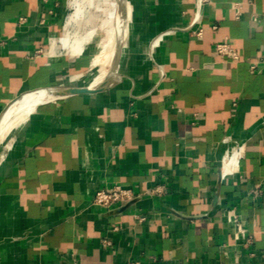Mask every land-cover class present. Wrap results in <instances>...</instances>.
Returning a JSON list of instances; mask_svg holds the SVG:
<instances>
[{"label": "crops", "instance_id": "obj_1", "mask_svg": "<svg viewBox=\"0 0 264 264\" xmlns=\"http://www.w3.org/2000/svg\"><path fill=\"white\" fill-rule=\"evenodd\" d=\"M75 1L0 0V117L40 89L103 87L96 42H64L91 30L82 4L69 24ZM126 4L122 75L0 143V264H264V0H209L201 37L197 0ZM114 184L140 198L92 204Z\"/></svg>", "mask_w": 264, "mask_h": 264}, {"label": "bare ground", "instance_id": "obj_2", "mask_svg": "<svg viewBox=\"0 0 264 264\" xmlns=\"http://www.w3.org/2000/svg\"><path fill=\"white\" fill-rule=\"evenodd\" d=\"M118 2L120 3V12L118 13V15H116V13L112 14L110 16V20H108L107 23H104L102 25V26H105V28L106 27L109 28L111 30V33L109 35L107 48L102 50V51H99V53H98V58L96 59L97 60V67H96L97 69H96L95 75L93 76V78L89 82L88 86H91V87L106 86V84L110 83L111 81L117 80L122 75L123 64H124V61L126 58V49H127L124 34H123L124 33V30H123V23H124L123 13L126 14L127 4H126V2H124V0H118ZM75 6L77 7V11L74 12V14L70 17V19L68 21L69 24H71V25H73V24L76 25L78 23L79 12H80V10H82L81 2L79 0H77L75 2ZM118 8H119V5H118ZM94 33H95L94 28L91 30H88L84 33H81L80 36L75 40V42L72 46V49H75L74 52L82 51V49H84V47H85V44L89 40L93 39ZM118 34H119V40H118V44H117V41L115 43L114 40H117L116 36ZM111 84H113V83H111ZM108 85H110V84H108ZM90 89H97V88H90ZM58 90L59 89H51V90L45 91V89H43V90H39V91H35V92H30V93H27L26 95H24L22 97L23 99L21 98V100L20 101L18 100L19 102L17 101L16 103L18 105H20L23 110L26 111V114H29L39 104L46 103L49 101H57L58 99L63 97L57 93V92H60ZM16 103H14V104H16ZM16 114H18V113H16ZM5 116H6V114L4 115V117ZM4 117L2 118L0 125L2 124ZM16 123H17V121H16ZM16 123L13 122L11 124L4 126L2 129H0V133L3 136V138L1 139L2 141L14 132V127L16 126ZM3 146H4V144H3ZM237 160H238V154H236V155L234 154L233 158H231V159H225L224 160V166H225L226 171H228V170L230 171V169H231L230 167H232V164L237 163Z\"/></svg>", "mask_w": 264, "mask_h": 264}, {"label": "rangeland", "instance_id": "obj_3", "mask_svg": "<svg viewBox=\"0 0 264 264\" xmlns=\"http://www.w3.org/2000/svg\"><path fill=\"white\" fill-rule=\"evenodd\" d=\"M79 1L81 2L82 6L85 8V13L87 14V17H88V21L87 22H88L89 27L91 29H93V28L95 29V33H94L93 39L89 40L88 42H90L92 40L95 41L96 42V52L99 53V51H102V50L107 48L109 35L111 33V30L109 28H107V27L105 28V26H102V25L104 23H107L108 20H110V16L112 14L116 13V15H118V13L120 12V6H119V8H117V0H79ZM75 2H74V7H75ZM126 13H127V11H126ZM126 15L127 14L123 13V16H124V23H123L124 33H125V27H126ZM79 36H80V34L70 33L68 31L64 42H65L66 45H69L72 48L75 40ZM116 39L117 40H114V41H115V43L117 41V44H118L119 34L116 36ZM76 52H80V51H76ZM95 56L96 55H94V58H95ZM97 58H98V54H97L96 59ZM96 59L93 62V67H94V70L92 71L93 76L95 75V72H96V69H97L96 68L97 67V60ZM115 81L116 80L111 81L108 84H111V83H113ZM108 84H106V85H108ZM33 112H31V113H33ZM16 113H18V114H16ZM29 115L26 114V111L23 110L20 105L14 104V106L12 108H10V110L7 113L6 117L3 119V122L0 125V129H2L4 126H6L8 124H11L13 122L14 123H16V121H17V123L21 122L24 117H27ZM15 128H16V126L14 127V130H15ZM0 136H1L0 137V141H1L0 143H1L2 147H3V143L5 142L4 140L8 139L9 136L7 138H5L3 141L1 140L3 138L1 133H0Z\"/></svg>", "mask_w": 264, "mask_h": 264}, {"label": "built area", "instance_id": "obj_4", "mask_svg": "<svg viewBox=\"0 0 264 264\" xmlns=\"http://www.w3.org/2000/svg\"><path fill=\"white\" fill-rule=\"evenodd\" d=\"M209 0H197L196 13L194 18V25L198 28H188V31L198 37L203 34V29L201 27L203 21V9ZM168 31L166 33H170ZM217 53L222 58H236V51L227 42L218 43L216 45ZM255 68V65L253 66ZM164 186H157L151 190L152 194H162L164 193ZM140 198V194L136 193L132 188L124 187L119 184H114L109 187H104L96 191L92 204L101 207L107 211L114 210L118 205L124 206L131 202H134Z\"/></svg>", "mask_w": 264, "mask_h": 264}, {"label": "water", "instance_id": "obj_5", "mask_svg": "<svg viewBox=\"0 0 264 264\" xmlns=\"http://www.w3.org/2000/svg\"><path fill=\"white\" fill-rule=\"evenodd\" d=\"M124 2H126V0H124ZM108 85L97 88V89H90L87 87H66V88H62L59 89L57 92L58 94H60L61 96H66V95H71V94H77V93H84V92H91V91H97V90H102L105 89ZM43 90V89H40ZM45 90H51V89H45ZM39 91V90H37ZM35 92V91H34ZM23 96L18 97L17 99H15L8 107H6V109L3 111L1 117H0V123L2 121V118L4 117V115L6 114V112L9 110V108L16 103L18 100H20ZM132 203V202H131ZM130 204V203H129ZM128 205V204H127Z\"/></svg>", "mask_w": 264, "mask_h": 264}]
</instances>
